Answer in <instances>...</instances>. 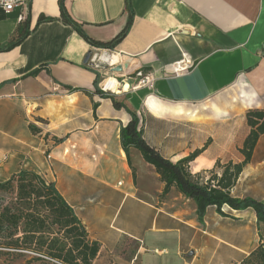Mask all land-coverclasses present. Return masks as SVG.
I'll return each mask as SVG.
<instances>
[{"label": "crops", "instance_id": "obj_1", "mask_svg": "<svg viewBox=\"0 0 264 264\" xmlns=\"http://www.w3.org/2000/svg\"><path fill=\"white\" fill-rule=\"evenodd\" d=\"M62 6L100 42L128 16L125 0L0 7V45L16 30L23 35L0 52V181L29 170L52 182L98 244L91 264H239L264 239V223L251 208L228 205L222 213L208 207L199 221L194 201L174 186L161 195L154 166L122 146L130 114L95 87L115 82V99L137 115L143 138L164 157L200 150L191 173L219 176L226 163L244 160L246 112L264 110V0H131L124 37L112 49L98 47L104 69L128 63L114 77L83 63L95 46L62 20ZM184 56L192 67L164 76ZM137 70L154 76L152 87L131 90L120 77ZM230 195L264 203V132Z\"/></svg>", "mask_w": 264, "mask_h": 264}, {"label": "trees", "instance_id": "obj_2", "mask_svg": "<svg viewBox=\"0 0 264 264\" xmlns=\"http://www.w3.org/2000/svg\"><path fill=\"white\" fill-rule=\"evenodd\" d=\"M125 8L128 12V16L124 27L113 38L105 42L91 39L86 35L80 25L69 17L63 6L61 7V14L62 20L65 23L71 24L78 34L92 46L112 49L122 37H124L132 23L133 10L131 7V0H125ZM43 20H50V18H39V21ZM22 38L23 35L17 34L16 30V34L12 35L6 43L0 45V52L11 49L18 44ZM97 82L96 76L94 85H96ZM95 91L110 97L112 105L116 109L124 108L130 114L129 120L121 129L120 137L122 146L126 153L129 147L136 148L143 159L154 166L155 171L159 175V179L164 183L161 195L167 193L170 188L174 186L178 192L194 201L196 205V215L199 221L202 220L208 207L214 206L216 211L222 213V206L228 205L231 209L235 210L251 208L256 215L257 222L264 223V203L262 201L248 196L238 198L230 195V188L235 183L242 165L250 158L259 134L264 132V110L250 109L246 112V120L250 127V131L240 149V152L244 155V160L240 163L228 162L223 165L222 172L219 176H217L215 172H212L207 180L202 181L200 179V174L191 173L189 168V163L199 154L200 150H195L190 155L177 161H172L164 157L155 147L151 146L143 138L139 119L135 113L128 110L122 101L115 99L113 95L104 93L97 86L95 87ZM55 140L57 141V139ZM127 157L131 165L129 156L127 155ZM18 173L21 174L24 181L25 177L28 175L33 177V174H29L28 170H22ZM8 181L9 179L0 181V188L6 187ZM38 181H40L42 187L46 189V194L51 197L47 198L46 201L53 209L55 222L62 227L66 236L71 237L69 247L65 248L61 246L56 252L57 254L53 252L50 255L54 257V261L58 264H91L92 259L98 251L97 242L88 238L85 226L74 214L72 208L57 192L53 183L49 181L45 182L40 178H38ZM22 183L23 182H20L18 184V196L20 198H22L23 195H27L28 197L32 195L38 197L43 196L37 186L32 185L31 182L29 184ZM27 217L31 219L32 215L22 212L11 213L8 208H3V210L0 211V231L4 230V225L7 226L11 224L14 227L12 232L0 236L3 239L2 242H0V250L15 251L22 249L19 247L20 238L19 236H15L16 232L14 231L18 223ZM23 233L27 235L29 232L28 230H23ZM36 253L39 257H47L43 252ZM252 257L258 260L259 264H264V239L260 240L256 248L239 264H252Z\"/></svg>", "mask_w": 264, "mask_h": 264}, {"label": "rangeland", "instance_id": "obj_3", "mask_svg": "<svg viewBox=\"0 0 264 264\" xmlns=\"http://www.w3.org/2000/svg\"><path fill=\"white\" fill-rule=\"evenodd\" d=\"M100 71L109 76H114L110 74L114 72H111L108 68ZM109 94L114 97L117 96L114 93ZM212 172H215L214 169L196 173H199L200 179L204 181L210 177ZM29 174H33V177L28 175L25 177V181L22 179L20 173L14 174L9 178L6 187L0 188V211L3 208H8L11 213L22 212L32 215L31 219L29 217L22 219L14 231L16 232L15 236H19L20 238L19 247L22 249L15 251L0 250V264H58L50 254L53 252L57 254L56 252L61 246L65 248L70 246L71 237L66 236L62 227L55 222L53 209L46 201L47 198L51 197L46 194V189L42 187L38 178L45 182H48V180L33 171H29ZM20 182H23L22 184H29L31 182L32 185L37 186L43 196L32 195L28 197L27 195H23L20 198L18 196V184ZM4 226V230L0 231V236L12 232L14 229L11 224ZM23 230H28L29 233L24 235ZM2 240L0 237V242ZM36 252H43L47 257H39ZM252 264H259L258 260L252 257Z\"/></svg>", "mask_w": 264, "mask_h": 264}, {"label": "built area", "instance_id": "obj_4", "mask_svg": "<svg viewBox=\"0 0 264 264\" xmlns=\"http://www.w3.org/2000/svg\"><path fill=\"white\" fill-rule=\"evenodd\" d=\"M29 4V0H0V7L5 11L9 12L12 10L14 7H21L25 8ZM96 49H100L98 47H94ZM104 53L105 50H102ZM116 64L114 63L113 66ZM190 67H192V62L191 60L187 57L184 56L180 60L170 63L167 66L164 67V76L167 75H178L186 70H188ZM118 75L117 73H113ZM119 76V75H118ZM114 77V76H113ZM122 79H124V83L127 82L128 87L131 90H135L140 87H152L153 81H154V76L147 71L144 70H137L133 73H130L128 75L120 76ZM117 78V76L115 77ZM101 91H103L106 94L113 93L109 90H107L105 87H102ZM154 252H159L158 248L153 249ZM233 264V263H232Z\"/></svg>", "mask_w": 264, "mask_h": 264}, {"label": "water", "instance_id": "obj_5", "mask_svg": "<svg viewBox=\"0 0 264 264\" xmlns=\"http://www.w3.org/2000/svg\"><path fill=\"white\" fill-rule=\"evenodd\" d=\"M102 53L103 52L100 49L96 48L88 50L84 56L83 63L95 71L102 70L101 66L104 63V60L101 58ZM127 65L128 63L124 62L123 66L121 64H116L115 66L110 65L108 69L111 72L121 73L123 71V68H126Z\"/></svg>", "mask_w": 264, "mask_h": 264}, {"label": "bare ground", "instance_id": "obj_6", "mask_svg": "<svg viewBox=\"0 0 264 264\" xmlns=\"http://www.w3.org/2000/svg\"><path fill=\"white\" fill-rule=\"evenodd\" d=\"M103 68V67H101ZM102 87H105L107 90L111 91L112 88L115 86V82L113 80H106L102 82L101 84Z\"/></svg>", "mask_w": 264, "mask_h": 264}]
</instances>
